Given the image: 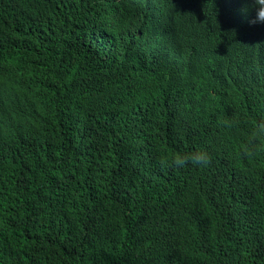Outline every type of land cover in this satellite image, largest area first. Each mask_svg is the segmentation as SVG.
<instances>
[{"label":"trees","instance_id":"obj_1","mask_svg":"<svg viewBox=\"0 0 264 264\" xmlns=\"http://www.w3.org/2000/svg\"><path fill=\"white\" fill-rule=\"evenodd\" d=\"M248 4L0 0V264H264Z\"/></svg>","mask_w":264,"mask_h":264},{"label":"clouds","instance_id":"obj_2","mask_svg":"<svg viewBox=\"0 0 264 264\" xmlns=\"http://www.w3.org/2000/svg\"><path fill=\"white\" fill-rule=\"evenodd\" d=\"M197 1L203 2L206 0ZM245 11L252 12V15L248 20V32L259 46L264 47L262 46V43H264V0H249L248 7L245 9ZM253 134L257 137L264 138V125L256 126ZM208 162L209 155L204 150H198L187 155L178 153L171 159L163 158L160 161L162 166H174L177 168H183L187 164L206 166Z\"/></svg>","mask_w":264,"mask_h":264}]
</instances>
